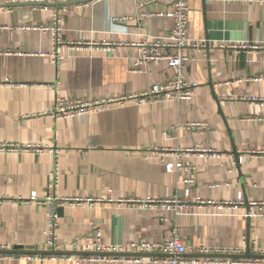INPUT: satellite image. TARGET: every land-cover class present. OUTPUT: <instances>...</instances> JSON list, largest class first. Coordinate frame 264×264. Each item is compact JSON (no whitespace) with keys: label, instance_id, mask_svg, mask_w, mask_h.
Returning <instances> with one entry per match:
<instances>
[{"label":"crops","instance_id":"crops-1","mask_svg":"<svg viewBox=\"0 0 264 264\" xmlns=\"http://www.w3.org/2000/svg\"><path fill=\"white\" fill-rule=\"evenodd\" d=\"M146 1L60 6L66 44L58 48L57 63L50 56L51 34L32 29L52 26L51 9L8 7L0 0V143L42 148L40 154L0 152V244L45 251L46 209L32 197H46L58 156L56 196L99 200L92 206L58 203V241L64 252H76V240L83 241L92 225L102 228L105 244H122L167 239L178 224L182 241L191 248H238L243 255L264 257V220L245 217V210L202 208L177 218L118 203L183 197L187 175L169 172L164 162H175L174 151L191 149H200L184 158L196 182L191 200L229 202L240 194L246 201L264 200V49L240 47L264 42V2L190 0L189 37L205 47L186 50L187 74L200 86L191 101L139 104L124 98L166 82L172 70L162 62L133 72L138 44L169 34L173 23L138 15L170 10L177 0H158L159 6L141 10ZM126 16L134 19L115 21ZM104 40L116 45L67 46ZM58 99L118 101L84 116L57 119ZM186 122H206L209 130L200 136L170 132ZM0 264L74 263L14 258Z\"/></svg>","mask_w":264,"mask_h":264},{"label":"built area","instance_id":"built-area-1","mask_svg":"<svg viewBox=\"0 0 264 264\" xmlns=\"http://www.w3.org/2000/svg\"><path fill=\"white\" fill-rule=\"evenodd\" d=\"M102 0H5L9 4H38L46 9H51L53 24L52 26L41 25L34 26L35 30L50 33L52 38L53 49L50 56L59 63L61 55L58 48L66 42L63 38L62 28V9L56 4H81L93 5ZM190 0H177L173 7L167 11L147 10L138 15L139 19L148 17H164L172 21V31L167 35L154 36L150 41L139 43V57L134 64L132 71L140 72L143 65L165 62L172 70L171 77L164 83H153L145 92L124 98L126 101L133 100L139 104L144 103H167L171 101L183 102L191 101L195 92L200 86L198 82L189 79L187 68L190 61L186 53L188 48L202 49L205 43H199L191 40L189 37L190 24ZM264 2V0H262ZM158 0H148L141 3L138 7L142 10L148 6H159ZM132 16L116 18L118 22H128L133 20ZM29 29V28H24ZM116 44H111L107 40L103 42H85L67 43L69 50H78L80 47L94 48V46L113 48ZM222 47H226L222 44ZM242 48L264 49V42L253 45L242 44ZM118 100H109L101 102H67L58 99L53 110V116L57 119L84 116L95 110H101L106 105H111ZM186 131L190 136L205 135L209 130L206 122H186L170 127V132ZM21 151L42 153L41 146L30 144H11L8 142L0 143V152ZM200 151V149H191L183 151H174L175 162H164L169 172L184 171L187 177L184 183L188 186L183 197L174 195L167 198L146 197V198H128L118 200L120 204H127L136 208L146 209L154 212H171L177 218L194 214L195 209L210 208L213 210L223 211L225 209L245 210L244 216L250 219L264 220V200L246 201L242 194L234 201L214 202L196 198L191 200V188L196 184L195 180L189 177L193 168L185 166L184 158L189 154ZM211 152V151H210ZM60 165L58 156L54 167L49 175L47 195L42 201H38L36 196L32 201L44 205L46 209V227L45 251L53 252L50 255H12L0 253L2 259H26L40 261H65L74 264H264V260L232 258V256H242L243 251L235 248L208 247L198 246L191 248L181 239L180 227L176 224L172 229V235L163 240H143L137 242H127L122 244H105L103 242V230L98 225H92L90 231L85 235L83 241L77 239L75 243L77 255L66 254L64 247L58 241V203L72 202L79 205H94L99 202L96 198H59L56 196V189L60 181ZM9 248L0 244V251H8ZM150 256L146 261L143 256ZM191 255L192 258H186Z\"/></svg>","mask_w":264,"mask_h":264},{"label":"water","instance_id":"water-1","mask_svg":"<svg viewBox=\"0 0 264 264\" xmlns=\"http://www.w3.org/2000/svg\"><path fill=\"white\" fill-rule=\"evenodd\" d=\"M28 4L35 5L33 3H28ZM71 4H74V3H71ZM19 5H23V4H9L8 7H17ZM54 6L58 7V6H62V4H56ZM0 253H2V254H12V255H50L53 252L24 250L22 247L16 246L12 250L4 251V252L0 251ZM66 254H76L77 255L78 253L77 252H74V253L66 252ZM232 258L264 260L263 256H251L249 253H247L245 255H242V256H232Z\"/></svg>","mask_w":264,"mask_h":264}]
</instances>
